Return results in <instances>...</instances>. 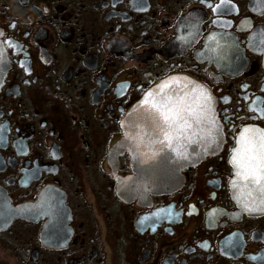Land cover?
<instances>
[{
    "label": "flooded vegetation",
    "instance_id": "af4514ba",
    "mask_svg": "<svg viewBox=\"0 0 264 264\" xmlns=\"http://www.w3.org/2000/svg\"><path fill=\"white\" fill-rule=\"evenodd\" d=\"M0 47V264H264L231 162L264 131V0H0ZM173 77L212 95L221 143L174 190L121 199L122 122Z\"/></svg>",
    "mask_w": 264,
    "mask_h": 264
},
{
    "label": "water",
    "instance_id": "95a60500",
    "mask_svg": "<svg viewBox=\"0 0 264 264\" xmlns=\"http://www.w3.org/2000/svg\"><path fill=\"white\" fill-rule=\"evenodd\" d=\"M6 70V59L0 47V85L6 75ZM162 84L165 85L163 90L160 88ZM201 90L211 97V111L214 114L212 95L198 83L182 78L163 81L148 92L150 95H144L129 111L122 122L123 138L115 146L116 152L128 151L130 153L134 172L133 176L120 183L117 194L121 199L144 198L174 190L178 184L181 170L200 162L221 143L219 135L216 134L215 142L208 145L207 137L202 136L195 126L193 131L196 135L192 137L191 142L185 136H179L180 147L177 148V151L172 150L173 147H176L177 141L173 142L172 147H169L164 141V134L161 131L164 128V123L152 104L161 101L166 96L173 99L187 96L186 103L195 108L198 103H203ZM141 101L146 102L141 103ZM201 127L206 128L208 125ZM245 184V181L235 176L233 183L235 194L243 205L245 203L252 205V199L259 197L256 193H252L251 185L245 187ZM255 202L257 204V201ZM23 212V207L10 206L5 214L8 218L14 219L22 216Z\"/></svg>",
    "mask_w": 264,
    "mask_h": 264
},
{
    "label": "snow or ice",
    "instance_id": "6c2138e0",
    "mask_svg": "<svg viewBox=\"0 0 264 264\" xmlns=\"http://www.w3.org/2000/svg\"><path fill=\"white\" fill-rule=\"evenodd\" d=\"M224 5L213 8L214 12L219 11ZM211 39V37H210ZM172 79H176L173 77ZM165 85H160L161 90ZM146 96L150 93H146ZM201 99L203 103L193 108L191 104L186 103L187 96L173 99L165 97L161 101L154 102L152 107L159 113L164 123L161 131L164 134V141L169 147L177 141L173 151L180 147L178 143L179 136H185L191 142L192 137L196 135L193 128H197L202 136L207 137L208 145L215 142L214 137L218 134L215 116L211 111V97L201 90ZM146 101H141L145 103ZM208 125V127H201ZM238 147L233 150L231 162L235 167V176L246 182L245 187L253 186V190L261 194L259 205L255 201L252 205L244 204L247 211H254L256 207H264V131L258 129L245 128L237 141ZM182 155V153H180Z\"/></svg>",
    "mask_w": 264,
    "mask_h": 264
}]
</instances>
